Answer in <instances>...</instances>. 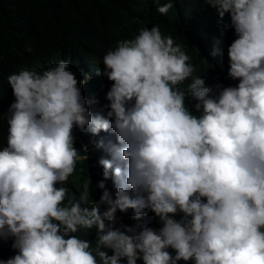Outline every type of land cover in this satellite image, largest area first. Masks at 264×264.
Listing matches in <instances>:
<instances>
[{"label": "clouds", "instance_id": "obj_1", "mask_svg": "<svg viewBox=\"0 0 264 264\" xmlns=\"http://www.w3.org/2000/svg\"><path fill=\"white\" fill-rule=\"evenodd\" d=\"M155 2L161 15L174 7ZM203 3L230 15L235 87L213 92L158 25L103 57L106 117L89 110L81 86L91 77L79 79L69 61L8 76L15 100L2 117L0 240L12 238L17 254L0 264H264V0ZM75 129L117 138L97 141L112 155L99 161V201H90L91 179L79 198L69 195L82 159ZM129 210L137 220L154 213L162 227L115 228L117 212ZM93 227L94 242L77 235Z\"/></svg>", "mask_w": 264, "mask_h": 264}, {"label": "trees", "instance_id": "obj_2", "mask_svg": "<svg viewBox=\"0 0 264 264\" xmlns=\"http://www.w3.org/2000/svg\"><path fill=\"white\" fill-rule=\"evenodd\" d=\"M164 2L160 0V4ZM158 6L155 0H0V146H6L8 135L7 120L2 117L10 115L9 107L15 100L7 79L10 74L24 69L39 71L61 60L69 61L79 79L91 77L81 86L85 99L94 96L97 108L90 111L106 117V96L112 82L102 75L103 57L117 41L135 38L141 28L158 25L164 36L171 35L189 55V63L196 69L194 75L201 76L213 92L219 90L218 85L237 86L239 81L229 76L228 47L237 38L230 15L226 13L221 18L217 9L203 0H174V7L167 15L158 13ZM187 103L199 115L191 97ZM74 136L82 159L66 185L69 195L79 198L83 183L91 179L90 201L91 198L99 201L103 191L97 187L103 179L99 157L104 148H98L97 141L103 138L106 145L118 142L117 138L110 131L94 136L78 129L74 130ZM92 138L94 142L90 145ZM105 183L114 197L116 188L112 179ZM104 210L102 205L101 212ZM123 226L137 231L148 226L158 231L162 224L150 211L138 220L132 210L118 211L114 227L123 230ZM77 235L94 242L97 229H81ZM13 242L12 238L0 240V259L7 260L17 254ZM169 251L175 255L174 250ZM137 264L143 261L138 260Z\"/></svg>", "mask_w": 264, "mask_h": 264}, {"label": "rangeland", "instance_id": "obj_3", "mask_svg": "<svg viewBox=\"0 0 264 264\" xmlns=\"http://www.w3.org/2000/svg\"><path fill=\"white\" fill-rule=\"evenodd\" d=\"M231 80H233V79H231ZM91 100L90 101H88V107H89V110L90 109H95V108H97L96 107V105L94 104H91V101H92V97L90 98ZM94 142V139L92 138L91 140H90V145L92 144ZM110 145H113L112 143H108V144H106V146H110ZM116 146H119V145H116ZM102 158H107V159H112V155H111V152L109 151V150H106V148H104L103 149V151L100 153V157H99V159H102Z\"/></svg>", "mask_w": 264, "mask_h": 264}]
</instances>
